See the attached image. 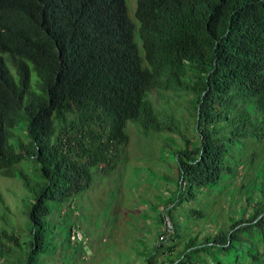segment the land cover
<instances>
[{
  "label": "trees",
  "instance_id": "trees-1",
  "mask_svg": "<svg viewBox=\"0 0 264 264\" xmlns=\"http://www.w3.org/2000/svg\"><path fill=\"white\" fill-rule=\"evenodd\" d=\"M136 18L139 26L126 0H0V175L19 174L32 196L27 239L0 227L2 264H42L55 251L56 205L90 189L94 171L118 168L130 123L180 137L177 192L160 216L172 225L165 238L183 229L173 206L223 190L226 178L246 171L240 191L249 215L226 231L191 236L178 254L169 247L161 264H204L202 254L229 264L236 244L247 264H264V0H138ZM165 92L194 97L184 121L155 103L156 93L170 101ZM21 121L29 145L16 135ZM26 161L40 181L21 168ZM8 212L0 193L6 224ZM205 212L193 208L186 222ZM73 229L65 240L76 248ZM160 247L140 254L156 264Z\"/></svg>",
  "mask_w": 264,
  "mask_h": 264
},
{
  "label": "rangeland",
  "instance_id": "rangeland-1",
  "mask_svg": "<svg viewBox=\"0 0 264 264\" xmlns=\"http://www.w3.org/2000/svg\"><path fill=\"white\" fill-rule=\"evenodd\" d=\"M126 2L130 17L139 26L136 18L138 0ZM32 79L35 84L37 76L34 72ZM164 95L170 101L166 98L160 99L156 93L153 95L155 103L159 102L168 112H175L181 122L190 116V110L193 111L192 95L185 96L183 92H165ZM23 114L25 117L28 115L27 112ZM24 125V121L18 124L16 135L29 145L30 139L26 135ZM184 126L188 130L187 135L196 140L197 135L192 128L187 124ZM128 134L130 142L124 150L118 168L112 174L105 176L94 171V184L90 189L68 203L56 205L52 215L56 224L55 251L44 255L45 261L42 264H148L146 256L140 254L146 245L151 249L161 246L157 259L155 258V263L161 264L169 247H175L173 253L178 254L185 250L191 236L199 232L203 235L214 234L219 229L226 231L235 222L249 215V211L245 213L243 209L246 205V195L240 191L246 174L243 169L238 177L226 178L221 183L219 187H224L223 190L213 188L208 191L209 194L204 193L197 202H186L175 210L173 206V214L178 217L183 229L180 237L165 238L169 221L167 218L166 223H162L160 216L162 213L168 216L169 211L165 207L177 192L179 171L173 148L181 144L180 137L155 131L147 133L136 123L129 124ZM170 138L176 143H172ZM11 144L17 146L18 141L13 139ZM257 148H261V145L242 148L240 153L246 154L247 151L251 152ZM21 168L32 179L41 180L39 168L33 161L23 162ZM0 193L10 207L9 223L6 224L0 219V227L16 230L23 240L27 239L31 231L27 212L32 196L20 175H0ZM69 204L74 205L72 214L70 209L73 206ZM193 208L206 210V218L198 219L195 223L194 218L186 222ZM69 225L84 238V242L78 243L77 246L72 240L76 248L69 245L68 239L65 240ZM163 236L164 240L161 239ZM230 253L231 261L226 259L229 264H247L244 259L245 252L241 250L240 244H236ZM200 261L204 264H214L212 258L203 254ZM2 262L1 260L0 264ZM196 262L199 260H195Z\"/></svg>",
  "mask_w": 264,
  "mask_h": 264
},
{
  "label": "built area",
  "instance_id": "built-area-1",
  "mask_svg": "<svg viewBox=\"0 0 264 264\" xmlns=\"http://www.w3.org/2000/svg\"><path fill=\"white\" fill-rule=\"evenodd\" d=\"M166 231L168 234L169 233L171 234L173 232L172 231V225L170 222H169V225L166 226ZM163 237L161 239H164ZM71 240H73L75 244L80 243V242H84V238H83L82 234L79 231H76L75 229L72 232Z\"/></svg>",
  "mask_w": 264,
  "mask_h": 264
}]
</instances>
